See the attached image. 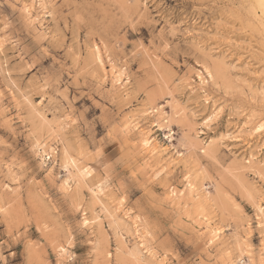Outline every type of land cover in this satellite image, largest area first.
I'll list each match as a JSON object with an SVG mask.
<instances>
[{
	"label": "clouds",
	"instance_id": "1",
	"mask_svg": "<svg viewBox=\"0 0 264 264\" xmlns=\"http://www.w3.org/2000/svg\"><path fill=\"white\" fill-rule=\"evenodd\" d=\"M210 24L231 70L247 55L236 41L245 28L264 57V0H0V264L20 260L19 249L5 258L13 244L24 245L22 264H264V208L255 222L231 201L222 212L199 173L171 189L163 159L141 185L125 159L164 107L165 124L196 125L201 108L222 104ZM109 145L121 155L109 158ZM137 186L144 198L130 212ZM163 207L165 223H149ZM173 235L191 257L170 247Z\"/></svg>",
	"mask_w": 264,
	"mask_h": 264
},
{
	"label": "rangeland",
	"instance_id": "2",
	"mask_svg": "<svg viewBox=\"0 0 264 264\" xmlns=\"http://www.w3.org/2000/svg\"><path fill=\"white\" fill-rule=\"evenodd\" d=\"M188 11H191V6ZM236 26L240 27L239 22ZM209 27L212 29V43L220 48L216 56L222 73L219 80L221 90L217 92L216 98L221 99L222 104L209 102L207 110L201 108L203 115L196 125H189L182 120L165 124L164 119L171 116L172 110L164 107L162 111L167 114L164 119L157 121L150 118L148 125H142L148 133L147 141H151V144L141 141L140 145L133 147L136 144V139H133L125 147V159L131 157L135 161L132 170L140 172L141 185L146 173L160 159L167 163L171 189L183 191L187 183L184 177L191 174L195 183L199 173L201 195H211L213 199L219 200L223 205L222 212L227 210L228 202L231 201L240 209L239 217L245 220L251 218L255 222L260 209L264 208V57L259 54L260 37L250 28L237 33V43L243 41L248 45L247 55L235 70H231L230 65L235 63V59L225 56L229 46L215 38L216 29L211 24ZM223 35L225 33L222 32ZM44 63L47 67L49 62ZM189 63L194 61L190 60ZM194 79L199 82V76ZM225 92H228L227 96ZM184 98H187V94ZM209 117L213 118L209 120ZM205 120H209L207 126H203ZM157 123L161 126H157ZM140 149L146 150L141 153ZM161 152L163 157L159 155ZM113 153L121 155L119 145L106 148L109 158L115 159ZM154 191L159 193L163 189L157 185ZM142 198L144 189L137 186L129 196L131 206L128 211H135L137 201ZM167 211L166 207L153 209L146 219L149 223H165ZM250 240L253 247H259V233H252ZM170 247L184 259L191 257L195 251L178 235L170 238ZM17 249L20 255L17 264H22L25 256L23 244H13L5 250L4 255L6 259L14 260ZM88 250L87 245L83 246L85 254Z\"/></svg>",
	"mask_w": 264,
	"mask_h": 264
}]
</instances>
